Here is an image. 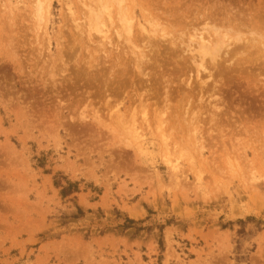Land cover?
I'll return each mask as SVG.
<instances>
[{
  "label": "rangeland",
  "instance_id": "obj_1",
  "mask_svg": "<svg viewBox=\"0 0 264 264\" xmlns=\"http://www.w3.org/2000/svg\"><path fill=\"white\" fill-rule=\"evenodd\" d=\"M35 1L0 0V264H264V0H101L105 27L88 0ZM198 36L222 42L205 70ZM132 50L161 80L146 127L121 107Z\"/></svg>",
  "mask_w": 264,
  "mask_h": 264
},
{
  "label": "bare ground",
  "instance_id": "obj_2",
  "mask_svg": "<svg viewBox=\"0 0 264 264\" xmlns=\"http://www.w3.org/2000/svg\"><path fill=\"white\" fill-rule=\"evenodd\" d=\"M34 1H35V0H34ZM37 1H39V0H37ZM37 1H35V2H37ZM89 1H90V0L87 1V2H88V5H86V6L84 5L86 8H87V6H88V8H89L88 10H86L87 12L89 11V15H87L88 13H86V16H85V17L87 18V17L89 16V19L94 17L93 20H94V22L96 21L97 23L95 22V24H98V25L101 24L102 22L105 23V21H102L101 23H98L99 18L102 17L100 13H103V11H102L101 9H106L105 6L103 7V5H105V3H102L103 5H101V3H99V2H102L101 0H99V1L96 0L95 2L93 1V3H92V2L90 3ZM91 1H92V0H91ZM108 1H109V0H108ZM119 1H120V0H118L117 2H119ZM48 2H49V1H48ZM48 2L46 1V4H45V6H46L47 8H49V7H48L49 5H47ZM96 2H98V4H100V5L97 6L98 4H97ZM103 2H104V1H103ZM121 2H122V0H121ZM42 3H44V2H43V1H40V2H37V4L35 3V4L37 5V8H38V9H37V8H35V9L39 10L38 13H37V11H36L35 9H33V11L35 10V12H36L35 15L39 14V15L42 16V14L39 13V12H42V8H45V7H42ZM35 4L33 3V5H35ZM90 4H91V5L93 4L94 6L96 5L97 7H94V6L92 7ZM114 4H115V2H114ZM120 4H121V3H120ZM120 4H119V6H117V7H118L119 10H121V12H122L123 10L120 8ZM116 5H117V3H116ZM123 5H124V4H123ZM125 5H126V7H125ZM125 5H124V11H125V12H126L127 10L129 11V9L127 8L128 5H127V4H125ZM101 6H102L103 8L99 9ZM32 7H33V6H32ZM35 7H36V6H35ZM91 7H92V8H91ZM121 7H122V6H121ZM129 7H130V6H129ZM126 8H127V10H126ZM96 9H98V10H96ZM40 10H41V11H40ZM124 11H123V15L121 16V21H122V22H123V21L125 22V21L127 20V19L125 20V17H126V14H127V13L124 15ZM131 11L133 12V10H131ZM31 12H32V11H31ZM35 12H34V13H35ZM32 13H33V12H32ZM104 13H105V12H104ZM110 14H111V13H110ZM119 14H120V12H119ZM132 14H133V13H132ZM259 14H260V13H259ZM32 15H33V14H32ZM39 15H38L36 18H38ZM117 15H118V13H117V8H116V16H115V19H116ZM128 15H129V14H127V16H128ZM146 15H147V14H146ZM256 15H257V14H256ZM41 16H40V19L42 18ZM46 16H47V15H46ZM99 16H100V17H99ZM123 16H124V18H123ZM130 16H131V13H130ZM144 16H145V15H144ZM106 17H107V16H106ZM128 17H129V16H128ZM31 18H32V17H31ZM36 18H34V19H36ZM44 18H46V17H44ZM131 18H133V16H132ZM131 18H130V19H131ZM144 18H145V17H144ZM259 18H260V17H259ZM89 19H88V22H86V23H89L90 25H92L91 22H89V21H90ZM104 19H106L105 16H104ZM104 19H103V20H104ZM145 19H146V18H145ZM41 20H43V19H41ZM108 20H109V19H108ZM118 20H120V19L118 18ZM118 20H117V21H118ZM207 20H209V19H207ZM36 21H37V20H36ZM86 21H87V20H86ZM203 21H204V20H203ZM46 22H47V21H46ZM109 22H110V21H109ZM131 22H132V21H131ZM210 22H211V21H210ZM210 22H209V23H210ZM35 23H37L36 25H38L40 22H35ZM104 23H102V24H103L104 27H105L106 24H104ZM107 23H108V22H107ZM40 24H41V23H40ZM89 24H88V26H89ZM109 24H110V23H109ZM202 24H203V23H202ZM205 24H207V23H205ZM205 24H204L203 27H205ZM261 24H262V23H261ZM86 25H87V24H86ZM93 25H94V23H93ZM207 25H208V24H207ZM39 26H40V25H39ZM94 26H95V25H94ZM100 26H101V25H100ZM100 26H98V28H99L98 30L101 32L102 28H100ZM107 26H108V24H107ZM120 26H121V25H120ZM122 26H123V25H122ZM125 26H126V27H125V31H126V32H124V33H126V35H129V34L131 33V29H130L131 24H130V23L127 24V22H126ZM35 27H36V26H35ZM42 27H43V26H42ZM101 27H102V26H101ZM207 27H208V26H207ZM13 28H14V27H13ZM36 28H37V27H36ZM88 28H91V27H88ZM88 28H87V32H88V30H90V29H88ZM122 28H123V27H122ZM38 29H39V27H38ZM100 29H101V30H100ZM40 30H41V29H40ZM45 30H46V29H45ZM105 30H106V28H105ZM42 31H43V30H42ZM99 31H97V32H99ZM117 31H118V30H117ZM119 31H121V30L119 29ZM89 32H92V30L89 31ZM89 32H88V35L90 34ZM93 32H94V31H93ZM95 32H96V30H95ZM249 32L252 33V31H249ZM253 32H254V31H253ZM103 33H104V30H103ZM115 33H116L117 37H120L121 34L119 35V34H118L119 32H116V30H115ZM40 34H41V33H40ZM85 34H86V33H85ZM91 34H92V33H91ZM93 34H94V33H93ZM96 34H98V33H96ZM100 34H101V33H100ZM142 34H143V33H142ZM252 34H254V33H252ZM258 34H259V33H258ZM258 34H257V35H258ZM101 35H104V34H101ZM124 35H125V34H124ZM139 35L141 36L140 33H139ZM255 35H256V34H255ZM259 35H260V34H259ZM2 36H3V35H2ZM16 36H17V35H16ZM84 36H85V35H84ZM130 36H131V35H130ZM137 36H138V34H137ZM168 36H169V35H168ZM170 36H171V35H170ZM178 36H179V35H178ZM235 36H237V35H235ZM46 37H47V36H46ZM86 37L89 38V37H91V35L88 37L87 34H86ZM103 37H105V36H103ZM144 37H145V36H144ZM198 37H199V36H198ZM198 37H197V38L193 37V38L195 39V41H196V44L198 43V44H197L198 46H197L196 49L198 50L199 61H200V62L198 63V66H197V65H196V66L199 67V68L202 69V70H205V69L207 68V66H205V58L208 57V59L213 63V62H214V58H215V56H216L215 51L217 50V48H216L217 44H215V42L218 41V40H219L218 43L221 44L222 42H220V41H221L220 38H219L218 40H217V39H214V40H216V41H214V43H213L212 45H214L215 47L213 46L214 48H212V45L206 44L204 41L201 42V36H200L199 38H198ZM229 37H230V36H229ZM232 37H234V36H232ZM9 38H10V37H9ZM128 38H129V37H128ZM167 38H168V37H167ZM169 38H170V37H169ZM223 38H224V37H223ZM235 38H237V37H234V40H235ZM250 38H251V36H250ZM250 38H249V40H250ZM258 38H259V36H258ZM1 39H2V38H1ZM3 39H4V38H3ZM35 39H36V38H35ZM104 39H106V38H104ZM104 39H103V40H104ZM137 39H138V37H137ZM143 39H144V38H143ZM177 39H178V38H176V40H177ZM194 39H192L193 42H195ZM254 39H255V38H254ZM41 40H42V38H41ZM44 40H45V39H44ZM123 40L125 41V39H123ZM170 40H172V39H170ZM202 40H203V39H202ZM222 40L224 41V39H222ZM236 40H241V39L238 37ZM243 40H244V39H243ZM46 41H47V40H46ZM67 41H68V40H67ZM128 41H129V39H128ZM128 41H127V45H128ZM139 41H140V40H139ZM142 41H143V40H142ZM174 41H175V40L173 39V41H172L173 44H175ZM180 41H181V39H180ZM180 41H179V42H180ZM245 41H246V40H245ZM255 41H256V40H255ZM262 41H263V40H262ZM86 42H87V41H86ZM104 42H105V41H104ZM108 42H109V41H108ZM108 42H107V43H108ZM140 42H141V41H140ZM179 42H178V43H179ZM182 42H183V41H182ZM189 42H190V41H189ZM250 42H251V41H250ZM11 43H12V42H11ZM41 43H42V42H41ZM87 43H88V42H87ZM87 43H86V44H87ZM129 43H130V41H129ZM132 43H133V42H132ZM143 43H144V42H143ZM159 43H160V42H159ZM161 43H162V42H161ZM190 43H191V42H190ZM7 44H8V43H7ZM146 44H147V43H146ZM148 44H149V43H148ZM166 44H167V43H166ZM170 44H171V43H170ZM220 44H219V46H220ZM243 44H244V43H243ZM259 44H260V43H259ZM75 45H76V43L74 44V46H75ZM82 45H83V44H82ZM129 45H130V44H129ZM141 45H142V44H141ZM150 45H151V44H150ZM155 45H156V44H155ZM171 45H172V44H171ZM179 45H180V44H179ZM179 45H177V46H179ZM10 46H11V45H10ZM70 46H71V45H70ZM72 46H73V45H72ZM131 46H133V45H131ZM161 46H162V45H161ZM262 46H263V45H262ZM243 47H245V45H243ZM9 48H10V47H9ZM164 48H165V47H164ZM140 49H141V47H140ZM153 49H154V48H153ZM171 49H172V48H171ZM196 49H195V50H196ZM168 50H169V49H168ZM197 50H196V51H197ZM2 51H3V50H2ZM11 51H13V50H11ZM128 51H129V50H128ZM135 51H136V50H135ZM149 51H150V50H149ZM151 51H152V50H151ZM7 52H8V51H7ZM129 52H130V51H129ZM173 52H175V48H174V51H173ZM173 52H172V53H173ZM234 52H235V51H234ZM232 53H233V52H232ZM6 54H7V53H6ZM128 54H130V53H128ZM131 54L133 55V57L129 59V64H128V63H127V64H128V66H129L130 64H132L133 67H131V68H133L132 70H135V71H134V73L131 72L130 70H129V71H130L131 73L135 74L136 79H135V77H132L131 80L134 81V79H135L136 81H134L133 84H134L135 82H137L138 85H136V83H135V84H134V87L132 86V87H133V90H132V91H133L134 93H133V92H132L133 94H131V92L129 93V94H131L130 97L127 98L125 101L122 102L121 107L124 108L126 112L129 111L130 114H131L130 117H132V118H133V116H135V113H138V112H139V113L141 114V117H142V118L140 117V119H141V121H143L142 123L145 124L144 122H146V120H147V118L145 117V115H146L145 112H147V111H151V109H152L151 115L153 114V112H154L155 114H156V112H158V113L160 112V111H156V110H159V107H158V106H157L158 109H156L157 107H156V108H153V107L156 106V105H154V104H156V103H155L154 101H152V99H151V98H157L156 96L153 95V93L155 92L154 89H153L154 92L151 90V89H152V87H151V82L154 81L158 75H156V74L153 73V71H152L153 69L151 70L152 72H149V71H147V69H146L147 66H149V67L151 66V67H152V65H153V63H154V60H153V59H154V58H153L154 55H153V57H151V58H146L145 55H144L142 52H140L139 50L136 51V52H133V50H132ZM174 54H175V53H174ZM150 55H151V54H150ZM8 56H9V55H8ZM103 56H104V55H103ZM109 56H110V55L108 54L107 57L110 58ZM123 56H124V54H123ZM130 56H131V55H130ZM167 56H168V55H167ZM157 57H158V56H157ZM174 57H175V56H174ZM104 58H105V57H104ZM165 58H167V57H165ZM114 59H116V58L114 57ZM123 59H124V58H123ZM157 59H158V58H157ZM157 59H155V61H156ZM167 59H168V58H167ZM109 60H111V58H110ZM124 60H125V59H124ZM126 60L128 61V59H126ZM126 60H125V61H126ZM158 60L160 61V59H158ZM115 61H116V60H115ZM130 61H131L132 63H130ZM171 61H173V60H171ZM185 61H186V60H185ZM88 62H89V60H88ZM90 62H91V61H90ZM92 62H93V61H92ZM109 62H110V61H109ZM112 62L114 63V61L111 60V64H112ZM120 62H122V61H120ZM123 62H124V61H123ZM160 62H161V61H160ZM164 62H165V61L163 60V63H164ZM86 63H87V62H85V64H86ZM106 63H107V62H106ZM115 63H116V62H115ZM117 63H118V62H117ZM117 63H116V64H117ZM182 63H183V62H182ZM87 64H88V63H87ZM87 64H86V67H87ZM99 64H100V63H99ZM111 64H110V65H111ZM93 65H94V64H93ZM95 65H96V64H95ZM112 65H113V64H112ZM112 65H111V66H112ZM114 65H115V64H114ZM117 65H118L120 68H121V66H122V65L120 66V63L117 64ZM117 65H116V67H118ZM124 65H126V63L123 64V66H124ZM89 66H91V64H90ZM103 66H104V65H103ZM155 66H156V64H155ZM92 67H93V66H92ZM104 67H105V66H104ZM113 67H115V66H113ZM116 67H115V68H116ZM129 67H130V66H129ZM129 67H128V68H129ZM151 67H150V68H151ZM108 68H109V67H108ZM120 68H118V70H119ZM123 68H124V67H123ZM150 68H149V70H150ZM152 68H154V67H152ZM90 69H91V67H90ZM92 69H93V68H92ZM92 69H91V70H92ZM106 69H107V66H106ZM49 70H50V68H49ZM104 70H105V69H104ZM104 70H103V71H104ZM110 70H111V69H110ZM110 70H109V71H110ZM114 70H115V69H114ZM118 70H117V71L115 70V72L118 73V74H120L119 72H121V70H120V71H118ZM123 70H125V69H123ZM127 70H128V69H127ZM127 70H126V71H127ZM154 70H155V69H154ZM171 70H172V69H171ZM171 70H170V71H171ZM105 71H106V70H105ZM107 71H108V69H107ZM107 71H106V73H108V74H107V75L105 74L104 76H108V77L110 78V73L107 72ZM126 71H125V72H126ZM155 71H156V70H155ZM155 71H154V72H155ZM157 71H158V70H157ZM160 71H161V70H160ZM160 71H159V72H160ZM197 71H198V70H197ZM45 72H46V71H45ZM47 72H48V71H47ZM89 72H90V71H89ZM130 72H127V73H125V74H128V73H130ZM207 72H208V71H207ZM211 73H212V71H211ZM211 73H210V74H211ZM43 74H44V73H43ZM80 74L83 75V73H80ZM125 74H123L122 77H124ZM153 74H154V75H153ZM212 74H213V73H212ZM111 75H112V73H111ZM116 75H117V74H116ZM120 75H121V74H120ZM120 75H119V76H120ZM128 75H129V74H128ZM128 75H127V77L130 78V77H129L130 75H129V76H128ZM163 75H164V74H163ZM215 75H216V74H215ZM215 75H214V76H215ZM83 76H84V75H83ZM93 76H94V75H93ZM102 76H103V75H102ZM113 76H114V74H113ZM200 76H201V75H200ZM208 76H210V75H209V72H208ZM217 76H218V75H217ZM217 76H216V78H217ZM219 76H220V74H219ZM73 77H74V76H73ZM97 77H98V74H97ZM108 77H107V79H106L107 81H104V82H105V83H104V85H105L104 88H106V90H107V92H108V93L106 94V95H107V96H106L107 100H106V102H105V104H104V105H106L105 108H107V111L109 110V114H106V115H107V117H108L109 120L112 119V118L117 117L116 115H118L117 118H118V120H119L120 117H121V115H119L120 113H118L119 110H120V107H118L117 111H116V109L113 107V109H115L114 111H116L115 114H114L115 117H114L113 115H111V114H112V113H111L112 111H110V109H111V106L114 105V104L111 105V101H112V100L110 101L109 99H110V97H111L110 95H111L112 93L115 94V92H113V89H112V86H113V85L111 86V83H113L114 77H112L113 80L111 79V80H112L111 83H110V80H109ZM125 77H126V76H125ZM159 77H160V76H159ZM167 77H169V75H168ZM170 77H171V76H170ZM172 77H173V76H172ZM83 78H84V77H83ZM95 78H96V77H95ZM98 78H99V77H98ZM101 78H102V77H101ZM101 78H100V79H101ZM157 78H158V77H157ZM209 78H210V77H209ZM212 78H213V77H212ZM85 79H86V76H85ZM87 79H88V77H87ZM89 79H91V78H89ZM89 79H88V80H89ZM100 79H99V80H100ZM161 79H162V78H161ZM197 79H198V76H197ZM207 79H208V78H207ZM218 79H220V78H218ZM123 80H124V79H123ZM126 80H127V79H126ZM131 80L129 79L130 82H131ZM163 80H164V79H163ZM168 80H169V79H168ZM168 80H167V82H169ZM199 80H200V79H199ZM101 81H102V79H101ZM114 81H115V80H114ZM116 81H120V80H116ZM127 81H128V80H127ZM129 81H128L127 83H129ZM155 81H156V80H155ZM155 81H154V83H155ZM160 81H161V80H159L158 83H160ZM204 81H205V80H204ZM204 81L202 80V82H201L203 85L205 84ZM162 82H163V81H162ZM162 82H161V83H162ZM178 82H179V81H178ZM217 82H218V81H217ZM97 83H98V81H97ZM99 83H100V81H99ZM120 83L122 84V82H120ZM156 83H157V81H156ZM158 83H157V84H158ZM165 83H166V82H165ZM165 83L163 84V86L165 85ZM118 84H119V82H118ZM118 84H117V85H118ZM121 84H120V85H121ZM125 84H126V82H125ZM129 84H130V83H129ZM131 84H132V83H131ZM133 84H132V85H133ZM170 84H171V83H170ZM92 85H93V84H92ZM117 85H116V86H117ZM135 85H136V86H135ZM143 85H144V86H143ZM198 85H199V84H198ZM213 85H215V83H214ZM213 85H212V86H213ZM219 85H220V84H219ZM116 86H114V91H115L116 88H117ZM126 86H127V85H126ZM130 86H131V85H130ZM138 86H140L139 88H141V87H146L147 90H146V88H145L144 90H143V88L138 89V88H137ZM152 86H154L153 83H152ZM158 86H159V85H158ZM169 86H171V85H169ZM120 87H121V86H120ZM132 87H131V88H132ZM171 87H172V86H171ZM178 87H179V84H178ZM153 88H155V87H153ZM162 88H163V87H162ZM162 88H161V89H162ZM165 88H166V87H165ZM174 88H175V87H174ZM203 88H204V87H203ZM208 88H210V87H208ZM216 88H217V87H216ZM218 88H219V87H218ZM220 88H221V87H220ZM167 89H168V88H167ZM169 89H170V88H169ZM206 89H207V84H206ZM211 89H212V92L214 93L215 86H213V88L211 87ZM118 90L120 91V88H119ZM118 90H116V91L118 92ZM139 90H143V91L138 92ZM209 90H210V89H209ZM163 91H164V88H163ZM168 91H169V90H168ZM171 91H172V90H171ZM174 91H175V90H174ZM203 91H204V90H203ZM142 92H146V93L143 94ZM158 92H159V90H158ZM180 92H181V91H179V93H180ZM210 92H211V90H210ZM212 92H211V94H212ZM216 92H217V91H216ZM104 93H106V91H105ZM156 93H157V92H156ZM156 93H155V94H156ZM163 93H164V92H163ZM165 93H167V92L165 91ZM170 93H171V92H170ZM218 93H219V92H218ZM98 94H99V93H98ZM118 94H119V92H118ZM174 94H175V92H174ZM182 94L184 95V93H182ZM112 95H113V94H112ZM115 95H116V94H115ZM164 95H165V94H164ZM171 95H172V94H171ZM171 95H168V94L166 95V97H165L166 101H164V103L166 102V105H164V107H166V106L168 105L167 102L170 101V97H169V96H171ZM213 95H214V94H213ZM213 95H212V96H213ZM99 96H100V95H99ZM113 96H114V95H113ZM118 96H119V95H117V97H118ZM152 96H153V97H152ZM184 96H185V95H184ZM97 97H98V96H97ZM104 97H105V96H104ZM114 97H115V96H114ZM117 97H116V98H117ZM173 97H174V96H173ZM180 97H181V96H180ZM187 97H188V96H187ZM187 97H185V98H187ZM189 98H190V97H189ZM150 99H151V101H149ZM173 99H174V98H173ZM181 99H182V98H181ZM212 99H214V98H212ZM219 99H220V98H219ZM221 99H222V98H221ZM189 100H190V99H189ZM199 100L202 101V98L200 97ZM210 100H211V99H210ZM210 100H209V101H210ZM217 100H218V99H217ZM101 101H102V100H101ZM115 101H116V100H115ZM176 101H177V100H176ZM179 101H180V99H179ZM182 101H183V100H182ZM182 101H180L179 103H182ZM214 101H215V99H214ZM152 102H153V103H152ZM157 102H158V100H157ZM195 102H196V101H195ZM197 102H198V101H197ZM221 102H222V101H221ZM102 103H103V102H102ZM177 103H178V102H177ZM187 103H188V102H187ZM187 103H185V104H187ZM190 103H191V102H190ZM193 103H194V102H193ZM206 103H208V102H206ZM210 103H211V102H210ZM212 103H213V102H212ZM217 103H218V102H217ZM118 104H119V103H118ZM169 104H170V103H169ZM191 104H192V103H191ZM196 104H197V103H196ZM116 105H117V104H116ZM153 105H154V106H153ZM182 105H183V104H182ZM212 105H213V104H212ZM162 106H163V105H162ZM162 106H161V107H162ZM171 106H172V107H176V106H173L172 104H171ZM171 106H170V107L167 106L165 109H167V110L169 109V111H170V109H171V112H172V111H173V110H172L173 108H172ZM187 106H188V105H187ZM187 106H186V107H187ZM190 106H191V105H190ZM214 106H215V105H214ZM214 106H213V107H214ZM164 107H163V108H164ZM211 107H212V106H211ZM93 108H94V107H93ZM105 108H104V109H105ZM180 108H181V106H180ZM184 108H185V106H184ZM207 108H208V107H207ZM209 108H210V107H209ZM209 108H208V109H209ZM214 108H216V106H215ZM96 109H97V108H96ZM113 109H112V110H113ZM155 109H156V110H155ZM178 109H179V108H178ZM191 109H192V108H191ZM195 109H196V108H195ZM195 109H193V111H194ZM184 110H185V109H184ZM213 110H214V109H213ZM213 110H212V111H213ZM114 111H113V112H114ZM175 111H176V110H175ZM186 111H188V110H186ZM208 111H209V110H208ZM212 111H211V112H212ZM221 111H222V110H221ZM91 112H93V111H91ZM96 112H97V111L94 110L93 114L96 113ZM129 112H128V113H129ZM171 112H170V113H171ZM197 112H198V111H197ZM214 112H215V111H214ZM107 113H108V112H107ZM121 113H122V112H121ZM158 113H157V114H158ZM162 113H163V112H162ZM184 113H185V112H184ZM203 113H204V112H203ZM207 113H208V112H207ZM130 114H129V115H130ZM155 114H153V115H155ZM171 114H172V113H171ZM173 114L175 115L174 111H173ZM215 114H216V113H215ZM79 115H80L79 118L82 117L81 119H84L83 116H81V114H79ZM123 115H124V114H123ZM160 115H161V112H160ZM174 115H173V116H174ZM195 115H196V114H195ZM201 115H202V113H201ZM93 116H94V115H93ZM96 116H97V115H96ZM119 116H120V117H119ZM168 116H169V113H168ZM184 116H185V115H184ZM190 116H191V115H190ZM210 116H211V115H210ZM94 117H95V116H94ZM94 117H92V118H93V119H96V118H94ZM98 117H99V116H98ZM105 117H106V116H105ZM127 117H128V114H127L126 118H127ZM138 117H139V114H138ZM155 117H156V115H155ZM191 117H192V116H191ZM200 117H201V116H200ZM128 118H129V117H128ZM152 118L154 119V117H152ZM161 118H162V117H161ZM197 118H198V117H197ZM211 118L213 119V115L211 116ZM81 119H80V120H81ZM97 119H98V118H97ZM122 119H123V118H122ZM137 119H138V118H137ZM155 119H156V118H155ZM157 119L159 120L160 118L158 117ZM157 119L154 120V121H155V124H158V126L160 127V125H162V124L158 123V120H157ZM195 119H196V117H195ZM113 120H115V119H113ZM128 120H129V119H128ZM160 120H161V119H160ZM160 120H159V121H160ZM116 121H117V120H116ZM120 121H121V120H120ZM120 121H119L120 124H121V122L123 121L121 125H123V123H124V124H126V123H127V124H128V123H129V124L132 123V124H130L132 127H135L134 125H136V124H134V123L136 122V121L134 122V119H132V120L129 121V122H127V119H126V121H124V120H122L121 122H120ZM139 121H140V120H139ZM141 121H140V124H142ZM156 121H157V122H156ZM211 121L213 122V120H211ZM211 121H210V122H211ZM111 122H112V121H111ZM114 122H115V121H113V124H114ZM125 122H126V123H125ZM163 122H164V120H163ZM214 122H215V121H214ZM119 123H118V124H119ZM164 123H165V122H164ZM215 123H216V122H215ZM118 124H114V125L116 126V125H118ZM159 124H160V125H159ZM195 124H196V123H195ZM130 125H129V126H130ZM192 125H193V124H192ZM212 125H214V124H212ZM212 125H211V126H212ZM215 125H216V124H215ZM215 125H214V126H215ZM118 126H119V125H118ZM118 126H116V127H118ZM126 126L128 127V125H126ZM131 126H130V127H131ZM137 126H138V125H137ZM146 126H147V124H145V127H146ZM156 126H157V125H156ZM158 126H157V127H158ZM162 126H163V125H162ZM104 127H105V129L107 128V129L110 130V128H111V124L108 123L107 125H104ZM123 127H124V125H123L120 129H123ZM127 127H126V128H127ZM155 128H156V127H155ZM211 128H212V127H211ZM234 128H235V127H234ZM124 129H125V127H124ZM124 129H123V130H124ZM130 129H132V128H130ZM133 129H134V128H133ZM157 129L160 131L159 128H157ZM214 129H215V128H214ZM243 129H244V128H243ZM245 129H246V128H245ZM118 130H119V129H118ZM128 130H129V128H128ZM158 130H157V132H158ZM233 130H234V129H233ZM233 130H232V131H233ZM110 131L113 132V130H110ZM134 131H136V130L134 129ZM134 131H133V133H134ZM162 131H163V130H162ZM218 131H219V130H218ZM234 131H235V130H234ZM129 132H130V131H129ZM129 132H127V135H129ZM131 133H132V132H131ZM137 133H138V132H137ZM135 134H136V132H135ZM131 135H132V134H131ZM133 135H134V134H133ZM163 135H164V134H163V132H162V137H160V138H163ZM136 136H138V134H136ZM136 136L134 135L135 138H137ZM132 137H133V136H131V138H132ZM134 137H133V139H135ZM138 137H139V136H138ZM122 139H123V141L125 142V139H124V138H122ZM122 139H121V140H122ZM128 139H129V138H128ZM163 139H164V138H163ZM163 139H162V141H163ZM120 142H121V141H120ZM126 142H128V141L126 140ZM164 142H166V141H164ZM164 142H163V145H164ZM121 143H122V142H121ZM122 144H124V143H122ZM128 144L130 145L129 142H128ZM128 144L126 143V145H128ZM165 144H166V143H165ZM166 159H167V158H165V160H166ZM166 161H167V160H166ZM133 208H135V207H133ZM135 210H136V208H135ZM137 210H138V209H137ZM137 210H136V211H137ZM138 212H139V211H138ZM130 213H131V212H130ZM134 213H135V212H134ZM136 214H137V213H136ZM136 214H135V215L133 214V216H136ZM139 215H140V214H139Z\"/></svg>",
  "mask_w": 264,
  "mask_h": 264
},
{
  "label": "trees",
  "instance_id": "obj_3",
  "mask_svg": "<svg viewBox=\"0 0 264 264\" xmlns=\"http://www.w3.org/2000/svg\"><path fill=\"white\" fill-rule=\"evenodd\" d=\"M72 191H74V188L71 189V190H68L67 192H65V190H63V191L61 190V194L64 195V194L70 193V192H72ZM137 223H139V221H134V220H132V219L125 218V224L123 223V224H122V227H123V228H128V227H130L131 225H133V224H137Z\"/></svg>",
  "mask_w": 264,
  "mask_h": 264
}]
</instances>
